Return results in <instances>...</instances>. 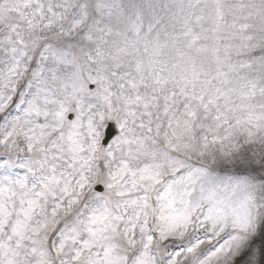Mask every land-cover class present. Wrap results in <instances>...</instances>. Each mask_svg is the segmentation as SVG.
<instances>
[{
    "label": "snow or ice",
    "instance_id": "6c2138e0",
    "mask_svg": "<svg viewBox=\"0 0 264 264\" xmlns=\"http://www.w3.org/2000/svg\"><path fill=\"white\" fill-rule=\"evenodd\" d=\"M0 264H264V0H0Z\"/></svg>",
    "mask_w": 264,
    "mask_h": 264
}]
</instances>
